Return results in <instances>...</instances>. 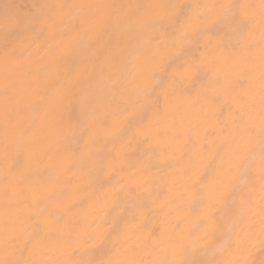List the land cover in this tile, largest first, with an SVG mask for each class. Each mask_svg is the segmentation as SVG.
Wrapping results in <instances>:
<instances>
[{"label": "snow or ice", "instance_id": "obj_1", "mask_svg": "<svg viewBox=\"0 0 264 264\" xmlns=\"http://www.w3.org/2000/svg\"><path fill=\"white\" fill-rule=\"evenodd\" d=\"M246 7L249 6L234 0H196L194 3L153 0L151 3L119 4L34 0L30 10L21 13L14 11L8 3L0 5V52L4 55L5 66L25 67L18 79L9 80L8 87L13 90L14 97L17 90L24 92L25 82L28 87L36 85L32 93L34 98L29 103L15 112L7 111L6 106L3 114L5 153L10 167L16 168V174L25 183H32L33 176L40 173L34 164L47 153L48 146L45 138L37 134L36 127L41 115L53 103L61 108L57 139L59 166L65 173L73 169L86 171L95 190L102 191L110 186L113 174L126 167L136 168L148 181L152 178L153 168L161 171L175 167L176 161L165 159L152 145L143 149L142 158L134 162L115 146L106 150L97 128L109 129L113 141L126 140L128 144L135 143L138 136L147 137L150 129L140 124L135 133L129 134L124 125L117 127L113 123L109 126L107 112L89 119V103H94L98 109L121 103L128 105L131 108L129 123L142 121L145 116L152 125L165 121L167 112L157 103L162 82L151 70L156 64L154 53L160 50L168 53L167 67L181 62L183 70L174 76V80L179 85L191 83L205 71V61L189 58V51L205 42L222 58L235 56L234 51L226 50L215 32L218 26H223L238 37H246L250 23L244 11ZM260 7L264 17V0ZM29 50V56L21 59ZM81 68L87 70L81 71ZM228 87L230 85L217 80L196 93L197 99L207 105L209 119ZM261 103L259 169L261 191L264 192V96ZM76 105L78 117L72 114ZM124 110L129 111V108ZM25 111L30 113V119L25 118ZM243 119V115H237L232 124ZM227 127L222 126L217 133L214 149L205 157L202 167H185L180 173L178 198L186 199L189 215L195 214L197 226H203V236L190 245L168 237L169 243L162 249L163 259L154 264H213L211 260L194 257L198 252L206 255L209 249L217 246L226 250L235 244L238 249H243L245 242L227 233L218 245L214 233L223 229L213 222L211 214L215 207L222 218H235V210L245 202L240 193L250 185L254 174V161L246 154V144L241 137L227 131ZM248 131L250 135L251 130ZM89 145H95L96 150H89ZM186 146V141L169 145L180 151L181 159ZM150 196L151 192L145 195L124 186L117 189L110 211L100 209L103 215L99 219L94 216L89 222V230L82 229L78 233L86 239L81 244L83 250H76L80 251V258L74 264H138L135 259H105L104 245L109 238L120 239L128 236L130 231L135 241L127 248L128 252L134 254L137 247L148 244L146 223ZM53 215L54 212L48 209L29 212L24 218L29 228L28 239L17 246L15 237L10 238L15 258L0 260V264H67L66 261L34 262L23 258L25 252H31L42 241L58 239L63 230L49 229ZM261 216L264 217V206ZM206 220L209 221L207 225L204 224ZM164 238L162 227L157 239L163 241ZM89 240L97 242L88 245ZM201 240L203 244L199 246ZM259 240L264 246V221ZM230 264H247V261L236 259Z\"/></svg>", "mask_w": 264, "mask_h": 264}, {"label": "bare ground", "instance_id": "obj_2", "mask_svg": "<svg viewBox=\"0 0 264 264\" xmlns=\"http://www.w3.org/2000/svg\"><path fill=\"white\" fill-rule=\"evenodd\" d=\"M33 2L34 0H0V5L8 3L12 5L14 11L26 13ZM67 2L119 4L151 3L153 0H67ZM186 2L194 3L196 0H186ZM234 2L249 6L244 9L247 17L250 18L246 37H238L223 26H218L215 32L223 41L226 50L229 53L233 51L236 53L232 58H222L218 53L213 52L212 45L206 46L205 42H201L189 51L188 57L203 59L205 71L199 73L193 82L179 85L174 80V76L183 70L180 67L181 62L167 67L168 53L164 50L154 53L156 64L151 70L162 82V87L158 89L157 103L161 110L167 112L165 121L152 125L145 116L142 121L129 123L130 106L121 103L111 108L98 109L94 103H89V119L107 112L109 126L113 123L117 127L124 125L129 134L135 133L140 124L150 129L147 137L138 136L135 143L128 144L126 140L113 141L109 129L97 128L96 132L105 142L106 150H112L115 146L117 151L126 152L134 162L142 158L143 149L152 145L165 159L170 162L176 161L175 167L161 171L153 168L150 181L136 168L126 167L113 174V183L110 186L97 191L90 184V177L86 171L73 169L65 173L59 166L57 154L61 108L53 103L41 115L36 127L37 134L45 138L48 146L47 153L34 164V167L41 171L33 176L32 183L22 182L20 176L16 174V168L10 167L6 158L3 114L6 106L7 111L15 112L17 108L29 103L34 98L32 93L36 85L28 87L25 82L24 92L17 90L13 97V90L8 87L9 80L18 79L25 67L5 66L4 55L0 52V260L15 258L14 250L9 244L10 238L15 237L17 246L23 245L28 239L29 228L24 222L28 213H35L37 209H48L54 212L49 229L55 232L56 229L61 228L63 231L57 240L42 241L31 252H25L23 258L34 262L66 261L67 264H74V261L80 258V251L83 250L81 244L86 239L78 236V233L82 229L89 230V222L94 216L99 219L103 211H110L112 198L121 186L132 191H142L145 195L151 192L146 223L149 242L146 246L137 247L133 254L127 251L135 241L131 231L128 236L120 239L111 237L104 245L105 259L112 261L135 259L138 264H154L163 259L162 249L169 243L168 237L172 240H183L185 245L197 241L203 236V226H197L198 218L195 214L189 215L186 199L181 201L178 198L180 173L185 167H202L206 162L205 157L214 149L217 133L222 126L227 125L226 130L241 137L246 144V154L254 161V174L250 185L240 193L245 202L242 207L235 210V218H222L217 208L211 209L213 222L223 229L214 235L218 245L225 233L234 239L238 237L245 243L243 249H238L235 244L226 250L217 246L209 249L206 255L198 252L194 258L211 260L213 264H230L236 259L246 260L247 264H264V246L259 240L262 221H264V217L261 216L264 192L261 191L259 169L261 101L264 96V17L261 14V0H234ZM30 52L31 50L23 53L21 59L27 58ZM90 67L89 65L88 69ZM84 70L87 69L81 68V71ZM217 80L230 87L222 94L221 100L215 107V114L209 119L207 116L209 109L202 99H197L196 93L201 91L204 85H210ZM211 90L209 87V92ZM126 107L129 111L124 110ZM72 114L74 117L79 116L78 105L72 108ZM237 115H243L244 119L233 125L232 120ZM24 116L26 119L31 118L27 111L24 112ZM248 130H251L250 135ZM185 141L187 146L183 150L181 159L180 151L170 148L169 145ZM88 149L95 151L96 146L89 145ZM239 203L238 201V205ZM208 223L207 220L204 222L205 225ZM162 227L165 229V238L159 241L157 238L161 236ZM249 237H251L250 243ZM94 242L97 241L89 240L88 245ZM202 244L201 240L199 246ZM77 249L80 251H76ZM15 254L19 255V252L16 251Z\"/></svg>", "mask_w": 264, "mask_h": 264}]
</instances>
